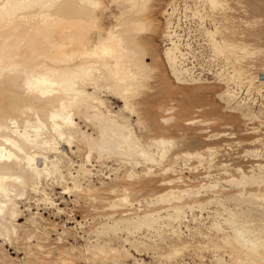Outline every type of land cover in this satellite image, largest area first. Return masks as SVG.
Wrapping results in <instances>:
<instances>
[{
    "label": "bare ground",
    "instance_id": "1",
    "mask_svg": "<svg viewBox=\"0 0 264 264\" xmlns=\"http://www.w3.org/2000/svg\"><path fill=\"white\" fill-rule=\"evenodd\" d=\"M110 1L117 11L109 14L112 22L105 28L99 22V11L107 9L103 0H0V246L17 241L24 232L27 241L36 238L33 243L41 246L37 232L46 227L34 214L39 212L31 211L26 225L18 222L22 212L31 206L25 203L23 208L21 202L25 200L55 205L56 213L73 215L71 210L57 206L60 202L52 197L56 183L63 195L76 190L89 198L94 191L100 192L99 198L96 199L98 194L92 197L90 207L100 218L92 230L97 237L94 234L92 242L90 235L86 236L85 249L104 260L111 255L112 261L120 264L124 256L119 254L130 255L129 248L118 249L110 243L111 233H126L122 243L134 248L138 242L145 244L134 240L146 234L154 236L161 229H169L170 235L179 238L183 233L179 225L190 220V212L191 219L198 223L192 227L208 239L199 224L211 218L207 227L219 233L217 240L229 248L231 261L264 264V162L254 161L247 167L226 161L216 163L213 156L218 148L211 144L201 150L172 151V138L140 131L139 127H146L141 125L136 99L147 87L153 71L145 44L155 26L150 19L152 0ZM204 1L212 8L221 4V0ZM174 8L172 4L163 12L168 16L160 34L167 41L163 43L162 57L175 82L190 84L199 79L185 63L181 35L174 29L178 18L172 20ZM204 31L212 49L224 58L237 54L232 55V63L225 59V64L231 63L223 67H231L227 87L217 94L226 107H232L235 91L228 87V81L240 82L244 78L240 59L254 51L246 43L222 35L217 25L204 27ZM185 44L187 48L189 43ZM109 97L121 104H109ZM171 109L167 106L164 112ZM201 109L195 107L197 111ZM261 111L246 107L245 113L252 119ZM171 118L161 116L159 120L164 123ZM196 122L211 123L190 118L184 124ZM223 126L229 127L226 123ZM206 131L207 127L198 129ZM228 134L214 132L204 138L212 140ZM225 144L227 147L222 149H229V143ZM252 152L251 158L264 157V151ZM191 158L196 161L192 168H203L196 185H190L178 173L183 167L189 168L187 159ZM213 167H219V171L214 173ZM220 173L224 177H217ZM95 177L100 181L98 186L92 183ZM103 178L112 184L103 185ZM136 178L156 181L160 189L150 197L133 199L132 189L138 186L131 185ZM140 183L144 184V180ZM62 225L61 232H65ZM184 225L189 228L187 223ZM27 227L31 230L27 231ZM143 229L147 232L137 237ZM127 235L136 238L131 240ZM178 248L172 246L162 258L175 256Z\"/></svg>",
    "mask_w": 264,
    "mask_h": 264
},
{
    "label": "rangeland",
    "instance_id": "2",
    "mask_svg": "<svg viewBox=\"0 0 264 264\" xmlns=\"http://www.w3.org/2000/svg\"><path fill=\"white\" fill-rule=\"evenodd\" d=\"M171 3L175 7L172 20L175 21L178 18L177 27H174V29L181 35V48L186 52L185 63L192 67L194 77L200 81H190L192 82L190 84L177 83L169 75L164 63L162 49L164 47L163 43L167 41H165V38H161L160 34L165 26V17L168 16L163 13L164 9L172 5ZM103 4L107 9L102 12L99 11V22L106 28L112 22L109 14L116 12L117 8L110 0H103ZM195 7L198 11L195 10ZM150 19L155 24L154 32L145 40V44L149 54L148 61L153 65V71L147 87L136 99V106L142 117L141 125L146 127L145 129L139 127L140 131L148 135H163L172 138L174 142L172 151L201 150L205 148L206 144H211L216 149L218 148L213 156L216 163L226 161L231 165L247 167L254 161L264 162V157L251 158L254 149H257L259 153L264 151V78L259 77V75H264V0H221V4L214 8L210 7L205 1L203 2V0H152ZM215 25L220 28L222 35L233 41L237 42L239 40L238 42L246 43L254 51V53L240 59L241 63L239 65L242 68L244 67L242 75L244 78L240 82L228 81V87L235 91L232 107H226V103L221 101L217 94L227 87V74L231 67L228 69L223 67L230 66L231 60H234L233 56H237V54L227 55L231 58L225 56L227 61H231V63L225 64L226 58L220 54L221 52L217 53L218 50L212 49L204 27L213 28ZM94 34L95 31H92L91 35L94 36ZM215 35L216 38H219L220 33L216 32ZM185 43H189L187 48ZM235 64L237 63L235 62ZM108 103H112L113 106L121 104L110 97ZM167 106L172 108L168 113L164 112V108ZM199 106L202 109L200 111L195 110V107ZM246 107H249L253 112L262 111L258 117H252L251 119L250 115L245 113ZM161 116H172V118L163 123L159 120ZM190 118L209 120L211 123L207 125H199V122L184 124V121ZM224 123L228 124L229 127H224ZM201 127H207L208 131L198 132ZM221 131L230 132V134L212 140L204 138L209 133ZM255 138L256 140H254ZM224 143H229L230 148L222 149L226 146ZM64 148L66 150V147ZM74 159H76V156ZM187 162L189 168L183 167L178 173L184 176L187 183L196 185L198 180L201 179L200 174L203 168L200 166L192 168L196 165V161L192 158L187 159ZM104 171H108V169L104 168ZM212 171L214 173L218 172L219 167H213ZM218 176L222 178L224 174H217ZM100 177L102 178L101 175ZM188 178H191L192 181ZM103 179V185L112 184L111 180ZM142 179L144 184L146 183L145 185L140 183ZM142 179H134L131 185V187L138 186L137 189H134V187L132 189L133 199L150 197L153 192L155 193L160 189L156 181ZM92 183L96 186L100 185V181L96 177L92 180ZM221 183L225 185V183ZM57 185L56 183L53 185L52 197L56 202H60L57 206L64 207L68 211L71 210L73 215L58 214L55 205L36 204L30 202L32 198L29 202H26V200L23 203L21 202L23 208L26 204L31 206L29 210L25 209L22 212V217L18 222L26 225L25 219L28 214L31 211L32 213L38 211L39 213L34 214L40 224H44V227H46L41 228L42 232H37L38 242L41 243V246L33 243L36 242V238L27 241L26 233H21V238H18L17 241L14 240L11 244L3 242L0 246V264H56L57 262L63 263L62 259L66 260L64 264H115L111 255L104 260L102 256L93 255L85 249L88 238L94 242L93 239L97 237V234L92 233V230L94 224L100 218L90 207L93 205L92 197L98 194L97 199L100 192L96 190L93 193L92 190L93 194L91 193L92 196H89V198L86 193L76 192V190L63 195L60 191L61 187H57ZM139 186L144 188L141 189ZM49 187L51 188V186ZM47 190L50 191L49 188ZM59 195H63V197ZM95 204L101 205L100 202ZM195 212L200 213L198 210H195ZM187 214L190 220L183 221L179 225L183 231L182 236L179 238L173 234L170 235L169 229H166V231L161 229L162 231H158L159 235L158 232L154 236L146 234V236H142L137 240H134L135 236L127 235L135 243L143 240L145 244L142 245L138 242L137 249L129 244L122 243L121 239L126 236V233H111L110 243L112 245L118 249L122 246L129 248L130 255L119 254V257L124 256L120 258V264H219L220 261V264L223 262L225 264V261L230 264H238L231 261L230 255L232 253L228 254L229 248L218 241L219 233L215 232L213 228L207 227L210 225L208 222L212 221L210 217H207L206 221L204 220L205 223L199 224L200 231L211 238L208 239L207 236L199 234L192 227L197 226L198 223L191 219L190 212ZM93 218L95 219L93 220ZM63 223L65 232H61ZM185 223L188 224L189 228H186ZM53 226L55 228H51ZM30 227H27L26 230L30 231ZM89 230L91 233H89ZM32 232L34 231L32 230ZM59 232H61L60 235ZM146 232L145 229L139 231L138 234L136 232L137 237ZM88 235L91 237H88ZM86 236L88 238L85 239ZM60 237H62V240ZM147 238L148 240H146ZM58 239L59 241H57ZM151 239L152 241H150ZM170 244L173 245L170 246ZM148 245L151 246L147 247ZM172 246H178L179 248L176 251L179 253H173L175 256H171L170 259L167 257L162 258L163 254L169 251ZM70 247L73 248L70 250ZM222 257L224 259H221ZM214 258H217V261ZM139 260L140 263H137Z\"/></svg>",
    "mask_w": 264,
    "mask_h": 264
},
{
    "label": "built area",
    "instance_id": "3",
    "mask_svg": "<svg viewBox=\"0 0 264 264\" xmlns=\"http://www.w3.org/2000/svg\"><path fill=\"white\" fill-rule=\"evenodd\" d=\"M259 77H260L261 79H263V78H264V75H259Z\"/></svg>",
    "mask_w": 264,
    "mask_h": 264
}]
</instances>
